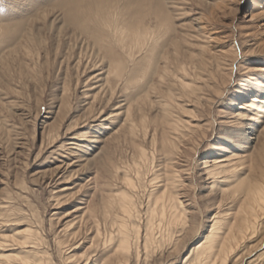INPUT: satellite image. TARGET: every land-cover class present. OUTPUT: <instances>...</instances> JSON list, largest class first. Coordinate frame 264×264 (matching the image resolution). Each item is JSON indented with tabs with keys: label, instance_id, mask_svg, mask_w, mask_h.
<instances>
[{
	"label": "rangeland",
	"instance_id": "rangeland-1",
	"mask_svg": "<svg viewBox=\"0 0 264 264\" xmlns=\"http://www.w3.org/2000/svg\"><path fill=\"white\" fill-rule=\"evenodd\" d=\"M96 13L144 45L89 24L74 37L68 22ZM252 187L264 188V0H0V264H192L215 218L242 224ZM163 191L190 226L175 248L143 242ZM122 194L140 231L127 253L102 249ZM257 222L227 264H264Z\"/></svg>",
	"mask_w": 264,
	"mask_h": 264
},
{
	"label": "bare ground",
	"instance_id": "bare-ground-1",
	"mask_svg": "<svg viewBox=\"0 0 264 264\" xmlns=\"http://www.w3.org/2000/svg\"><path fill=\"white\" fill-rule=\"evenodd\" d=\"M114 17L115 16L113 15L108 21V14L102 15L96 13L93 18L85 20V26L83 24L84 20H78L74 21L73 23H70L69 21L67 27L71 29L74 37H78L79 34H83L86 35V38H88L87 35L89 33L85 34V29L89 28L87 25L89 24V26H92V30H95L100 26L101 30L109 29L112 31V37L120 48L144 45L143 43L145 42L146 37L143 36L140 32H136L131 37H129L124 27L112 28L111 25L116 19ZM110 21L111 23H109ZM68 28H66V30ZM101 30L99 31L102 32ZM111 31H109L108 34H104V36L110 37ZM87 32L89 31L87 30ZM103 42L105 41H100V43ZM210 42H212V40ZM86 43H88V41ZM101 45L102 44L98 43L97 46L96 41L94 40L91 47H85L84 51L87 52V50H90V53H92V55L94 54V56L99 59L100 55L102 57L103 54L101 53L104 50L101 49ZM80 52L82 53V51ZM101 113L102 111L99 114ZM168 114L169 116H166L165 124L168 126H172L174 121V114ZM81 137L87 136H85L84 134L81 135ZM142 157H144L143 153ZM222 162L224 161L217 162L216 166L218 168H222ZM207 174H211L210 171ZM216 181L217 180L214 178L211 188H215L214 186L216 184ZM129 185H132L131 182H129ZM247 197L250 199L251 203L248 207L247 212L245 213L244 219H241L242 224H234L233 222L224 223L225 220L222 221L223 217L221 216L215 218L211 226L209 235L204 239V241L201 240L203 242L201 243V245L199 244L200 246H198L197 249L194 248V264H227L229 261L231 262L232 258H234L235 256V250L237 249L240 242L244 241V239L248 238V236L249 238H251L253 234L257 232V220L259 216L264 214V188L258 189L252 187L246 192V198ZM116 205L120 213L119 217H121L120 223L115 227V237L110 235L109 237H107V239H104L102 249H106L112 244L118 242V250L122 253H127L129 250L131 238L133 237L134 240H138L140 234L139 228L137 226L128 223L129 218H132L135 214V209L132 200L125 194L121 195V199ZM179 208L180 206L178 205L176 198H174L170 192H160V194L154 199L152 205L146 211L143 236L144 245L148 243L153 247H159L161 242H163L165 245L169 246L168 248H173V246L174 248L176 247V244L173 243V240L170 239V235L174 234L175 232L179 234L181 233L182 236L186 232L187 228L190 227L187 226L188 222L186 220V214ZM4 257V259H10V256ZM69 258H72V256H69ZM89 260L90 258L86 257L83 260L81 259V261L74 262L73 264H88Z\"/></svg>",
	"mask_w": 264,
	"mask_h": 264
}]
</instances>
